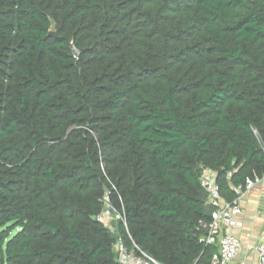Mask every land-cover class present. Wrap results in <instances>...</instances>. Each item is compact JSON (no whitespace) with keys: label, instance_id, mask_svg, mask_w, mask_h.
Masks as SVG:
<instances>
[{"label":"trees","instance_id":"obj_1","mask_svg":"<svg viewBox=\"0 0 264 264\" xmlns=\"http://www.w3.org/2000/svg\"><path fill=\"white\" fill-rule=\"evenodd\" d=\"M203 170L264 176V0H0V264H210Z\"/></svg>","mask_w":264,"mask_h":264},{"label":"built area","instance_id":"obj_2","mask_svg":"<svg viewBox=\"0 0 264 264\" xmlns=\"http://www.w3.org/2000/svg\"><path fill=\"white\" fill-rule=\"evenodd\" d=\"M200 185L206 193L207 203L212 210L210 221L199 223L205 233L202 242L209 246H215L217 249L210 264H264V231L255 242L246 244V248L254 254V260H250L242 253L244 244L235 234V231L244 228L239 201L245 193L252 191L257 186H264V176L247 177L243 184L234 187L236 198L231 202L222 198L213 172L203 170ZM259 197L264 201V191L259 193ZM102 217H100L101 221ZM262 223L264 230V212ZM245 236L247 239L251 238L250 233H245ZM114 251L119 264H160L135 246L129 249L122 240L116 242Z\"/></svg>","mask_w":264,"mask_h":264},{"label":"crops","instance_id":"obj_3","mask_svg":"<svg viewBox=\"0 0 264 264\" xmlns=\"http://www.w3.org/2000/svg\"><path fill=\"white\" fill-rule=\"evenodd\" d=\"M261 191H264V186H257L252 191L245 193L239 201L242 211L241 219L244 222V228L235 231V234L239 236L244 244L242 253L250 260H254V254L246 248V244L255 242L264 231L262 223L264 201L259 197ZM245 233H250L251 238L247 239Z\"/></svg>","mask_w":264,"mask_h":264},{"label":"rangeland","instance_id":"obj_4","mask_svg":"<svg viewBox=\"0 0 264 264\" xmlns=\"http://www.w3.org/2000/svg\"><path fill=\"white\" fill-rule=\"evenodd\" d=\"M119 219V216L114 215L113 213H109V210L106 208L103 217H102V222L107 225V228L111 232H115V226H116V221Z\"/></svg>","mask_w":264,"mask_h":264},{"label":"water","instance_id":"obj_5","mask_svg":"<svg viewBox=\"0 0 264 264\" xmlns=\"http://www.w3.org/2000/svg\"><path fill=\"white\" fill-rule=\"evenodd\" d=\"M49 36L56 37V33H54V32H49Z\"/></svg>","mask_w":264,"mask_h":264}]
</instances>
